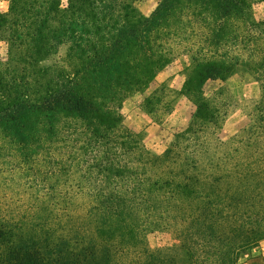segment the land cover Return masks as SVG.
Here are the masks:
<instances>
[{
    "label": "rangeland",
    "instance_id": "rangeland-1",
    "mask_svg": "<svg viewBox=\"0 0 264 264\" xmlns=\"http://www.w3.org/2000/svg\"><path fill=\"white\" fill-rule=\"evenodd\" d=\"M71 1L72 11L70 0H0V11L7 14L1 18L0 84L10 98L32 99L67 82L89 54L102 53L122 32L129 46L118 57L148 55L152 62L138 71L136 63L133 69L113 68L126 76L110 103L122 119L115 129L109 124V133L108 126L96 133L88 125L101 122L98 117L87 121L56 114L54 133L25 163L18 146L0 132V221L62 264H221L224 252L237 249L232 240L240 241L231 229L236 223L219 218L217 244L185 223L188 206L195 209L202 200L199 189L186 186L191 181L200 186L209 169L208 159L196 167L188 156L196 148L204 158L221 155L250 134L245 129L260 112L262 98L264 78L260 82L257 71L264 69V35L257 29L247 32L244 22L264 24V0H243L244 11L224 19L230 23L222 31L214 29L218 0H174L162 8L151 31L139 32L135 41L126 30L155 15L164 0H131L118 14L128 22L117 24L115 16V22L101 26L93 22L98 11L83 0ZM79 8L89 18L87 26L78 22L83 34L75 32L73 14ZM82 40L90 44L80 46ZM141 40L146 41L143 47ZM211 66L219 67V75L200 85L199 75ZM103 73L99 78L104 79ZM191 73V93H186ZM203 102L204 117L191 124ZM190 124L205 143L186 144L160 159ZM247 151L245 143L241 152ZM152 160L158 167L150 171ZM233 163L222 176L235 169ZM249 250L259 262L264 239L239 250L238 264Z\"/></svg>",
    "mask_w": 264,
    "mask_h": 264
},
{
    "label": "trees",
    "instance_id": "trees-1",
    "mask_svg": "<svg viewBox=\"0 0 264 264\" xmlns=\"http://www.w3.org/2000/svg\"><path fill=\"white\" fill-rule=\"evenodd\" d=\"M218 2L219 13L216 16L218 22H215L214 29L222 31L228 25L227 23H230L222 21L233 15L237 16V14L244 11L245 3L243 0H218ZM245 2H250V0H245ZM69 3L70 11H72L75 6L71 0ZM130 3L131 0H83L81 4L91 7L93 12L98 11L99 14L97 18L93 19V22L97 26H101L102 23L106 22L107 24V21L115 22V16H117V24L121 21L128 22L124 16L121 15L120 17L118 14L126 6L128 7ZM173 3L174 0L173 2L172 0H164L155 15L144 17L137 21L140 22V27L135 25L126 30L130 32L131 40L135 41L136 37L138 38L139 36V32L144 35L151 31L152 24L156 22V18L161 13L162 8H168ZM81 11L83 9L79 8L73 15L74 22H77L75 23V32L83 34L82 25L79 27L78 22H83L85 25L89 18H83ZM235 12L237 14H234ZM6 15L0 11V39L3 36L4 29V22L1 18ZM244 23H248V28H245L247 32H250V29H257L258 34L264 35V28L261 27L264 24L259 22ZM142 24L143 26H141ZM89 28L91 29L92 27ZM122 33H120V39L110 40L102 53H98L95 56L89 54L88 61L85 62L81 70L76 72L75 76L60 85L57 83L55 87L45 94H40L32 99L23 97L12 99L10 98L11 94H6L1 89L2 86L0 84V132L4 135L3 138L6 141L10 144L15 143L18 146L22 162L29 163L34 153L39 152L50 132L54 133L56 124L53 117L56 114H72L87 121L98 117L97 119L101 122L97 124L88 123L96 133L101 132L102 127L105 126H108V133L113 131L109 124H113V129L118 127L117 123L121 122L122 117L120 116L119 118V114L110 103L118 97L116 96L120 92L118 85L119 83H124L126 75L116 73L113 68L131 66L129 68L133 69L135 65L132 67V64L136 63V71H138L141 66L148 68L152 62L148 55H144L143 58L136 57V59L130 58L128 60L119 58V52L127 51L129 46V43L126 42L127 39L123 36V34L127 33ZM80 43H82L80 46L90 44L89 41L84 43L83 40ZM145 43L146 41L141 40V47L145 46ZM74 46L79 45L74 43ZM85 52L89 53V50H85ZM261 57L264 59V55ZM255 58L258 59L257 57ZM103 69L104 79L99 78ZM136 71L134 73L145 76L143 72ZM193 73L188 76L185 88L186 93H191L190 88L187 86L194 79ZM219 73L220 69L218 66L215 68L212 66L207 67L205 72L199 75L198 81L200 85H203L207 79L216 77ZM257 75L261 82V78H264V69L259 68ZM261 84L262 100L260 99V112L256 115L250 128L245 129L246 132L250 133L249 136L241 137L240 143L235 148L218 156L214 154V157L208 158L207 156L204 158L200 150H198L199 148L190 152L192 155L188 156V159L192 157V162H195L196 167H198L200 160L208 159L207 165L209 169L205 171L203 178H200V186L193 181L188 182V186H186L187 189H199L202 193V200L199 202L200 206L195 209L192 206H188V215L184 219L185 223L188 224L191 230H194V234L199 233L206 238L208 243L213 241L216 244L220 241L221 236L218 232L220 227L219 218L222 216L229 217L231 223H236V226L232 224L233 227L231 229L234 233H237L240 241L235 243L232 240V245L237 247V249H230L224 252L225 256L222 257L221 264H238L240 258L239 250L241 251L243 248L264 239V147H262V144H264V80ZM203 105H205L204 102L198 103L191 124L193 122L198 123L204 117L205 106ZM191 124L183 132H178L175 135L170 149L160 159L170 158L173 151H181V147L186 144L193 143L197 147L205 143L199 142L196 135L197 130ZM183 140L186 141L183 142ZM245 143H247L250 151L243 153L241 152V146ZM253 148L254 151H252ZM200 156L201 158H199ZM152 161L149 163L150 168L148 169L150 171H153L154 167L155 169L158 167L155 164L156 161L153 163ZM231 161H234L235 169H232L228 176H222L223 171L231 170ZM199 177L197 176L195 179L198 180ZM122 213L120 212V215ZM121 217H125V214ZM24 236V233L16 232L11 226L0 221V264H62L47 258L41 248L35 244H29L27 239H24ZM190 257H194V255ZM219 260L218 258L217 263ZM194 264L200 263L196 260Z\"/></svg>",
    "mask_w": 264,
    "mask_h": 264
},
{
    "label": "crops",
    "instance_id": "crops-1",
    "mask_svg": "<svg viewBox=\"0 0 264 264\" xmlns=\"http://www.w3.org/2000/svg\"><path fill=\"white\" fill-rule=\"evenodd\" d=\"M262 255V259L258 262L256 254H253L252 250L246 251V257L240 260L239 264H264V252H259Z\"/></svg>",
    "mask_w": 264,
    "mask_h": 264
}]
</instances>
